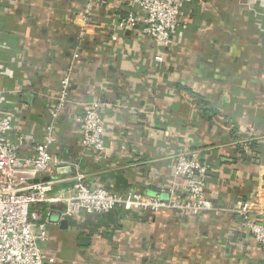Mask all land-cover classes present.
I'll return each mask as SVG.
<instances>
[{"label": "crops", "instance_id": "0c3cea01", "mask_svg": "<svg viewBox=\"0 0 264 264\" xmlns=\"http://www.w3.org/2000/svg\"><path fill=\"white\" fill-rule=\"evenodd\" d=\"M85 1L0 0L1 108L15 123L11 139L31 145L42 140L68 75V100L50 152L73 166L57 170V187L82 173L85 184L120 195L140 191L167 198L174 189L183 198L172 157L197 150L211 165L209 194L216 206L254 201L256 193L264 203V0L189 6L163 48L138 31L103 25L90 27L77 47ZM94 8L101 23L135 9L130 0H96ZM158 54L163 61H155ZM196 97L215 114L204 115ZM95 100L105 129L102 159L82 147L76 123ZM48 209L49 219L61 205L43 206L44 215ZM163 216L188 221L176 212L152 216L123 209L68 219L66 229L49 221L47 249L53 264H264V246L238 215L196 218L207 243L195 250L186 242L181 248L177 237L155 236L176 223ZM194 234L188 238H200ZM79 235L88 236L89 245H78ZM207 246L210 253L203 252Z\"/></svg>", "mask_w": 264, "mask_h": 264}, {"label": "built area", "instance_id": "2783aa9c", "mask_svg": "<svg viewBox=\"0 0 264 264\" xmlns=\"http://www.w3.org/2000/svg\"><path fill=\"white\" fill-rule=\"evenodd\" d=\"M95 1L86 0L80 12L79 40L85 38L90 27L96 29L103 25L114 31H138L149 37L156 47L163 48L170 44L172 29L178 24L181 13L203 0H130L135 9L125 17L107 23L94 19ZM111 38L116 40L117 35L114 33ZM78 55L75 52L73 58L77 59ZM154 59L161 62L163 56L158 54ZM69 85L66 75L61 79L58 95L49 109L42 140L35 145L11 139L15 123L3 112L0 94V264L55 262L54 255L47 249L50 209L46 215L42 210L43 206L52 204L61 205L59 220H80L83 214L107 213L115 209L152 216L164 211L196 218L210 212L238 215L255 243L264 246V203L259 194L255 195L256 201L216 206L209 194L208 164L200 159L197 150L179 151L172 157V176L183 188V198L177 196L174 189L169 190L167 198L140 191L120 195L102 186L85 184L82 173H76L68 178L66 185L57 187L61 181L57 170L73 166L50 152L56 141L58 120L68 100ZM76 123L81 131L82 147L102 159L106 153L105 129L97 100L85 106Z\"/></svg>", "mask_w": 264, "mask_h": 264}, {"label": "rangeland", "instance_id": "374dc122", "mask_svg": "<svg viewBox=\"0 0 264 264\" xmlns=\"http://www.w3.org/2000/svg\"><path fill=\"white\" fill-rule=\"evenodd\" d=\"M50 219H53V216L50 217ZM161 220H166L168 218H165L164 216L163 217H160ZM175 218L174 217H171L169 218L168 220H172L171 222H173ZM198 219H196V217H188V221H186L185 223H188V225H184L185 223H182L180 220H175V224H173V226L169 227V226H163L160 230V232L158 233H155V236H161V237H177V240L179 243L178 244H182L180 245L181 248H185L186 246H190L192 248V245H193V249H201V246L200 245H206L205 243L207 242H204L203 241V238L202 236L200 235V233L202 232V229H201V225L200 223L198 224ZM198 225V226H197ZM198 232V233H197ZM214 232V231H213ZM216 232V231H215ZM192 233H195L194 235L196 237H200V238H188V237H192ZM211 233V232H210ZM154 234V233H153ZM182 239V240H180ZM185 242L188 244V245H185ZM197 242V243H196ZM194 243H196L194 245ZM203 249V252L205 253H210L211 252V247L210 246H207L205 248H202ZM184 251V250H183ZM187 255H184L183 257H180L179 258V261L183 260V259H187L185 258ZM111 262V261H110ZM109 264V263H107ZM117 264H121V262H118L117 261Z\"/></svg>", "mask_w": 264, "mask_h": 264}, {"label": "trees", "instance_id": "16d2710c", "mask_svg": "<svg viewBox=\"0 0 264 264\" xmlns=\"http://www.w3.org/2000/svg\"><path fill=\"white\" fill-rule=\"evenodd\" d=\"M93 14H96V10H95V8L93 7ZM127 14H125V13H122L121 11H118L117 12V16L115 17V20H118V19H120V18H122V17H125ZM86 40V38L85 39H83L82 41H80L79 39H77V43H76V46L77 47H81L82 48V46H83V44H84V41ZM81 48H79V49H81ZM196 100H197V102H199L200 104H201V106H202V110H203V114L204 115H209V112H210V116H212V114H215V111H213V110H205V106H206V104H205V102L201 99V98H199V97H196ZM204 108V109H203ZM192 149H194V148H192ZM200 159L202 160V161H205L201 156H200ZM208 164V170L210 171V168H211V165L209 164V163H207ZM141 193H143V192H141ZM144 194V193H143ZM136 215H138L136 212H134ZM99 214H105V213H99ZM140 215V214H139ZM142 215V214H141ZM148 216V215H147ZM233 216H235V215H233Z\"/></svg>", "mask_w": 264, "mask_h": 264}, {"label": "water", "instance_id": "95a60500", "mask_svg": "<svg viewBox=\"0 0 264 264\" xmlns=\"http://www.w3.org/2000/svg\"><path fill=\"white\" fill-rule=\"evenodd\" d=\"M63 170H64V168H59L58 169V171H60V172L63 171ZM45 179H47V178H45ZM51 214L49 216L50 217L53 216V219H50V217H49V221H55V222H57L59 224V226H60L61 229H66L67 228L68 219L64 218V219H60L59 220V214L58 213H56V214L51 213ZM77 241H78V245H80V246H87V245H89V238H88V236L79 235L77 237Z\"/></svg>", "mask_w": 264, "mask_h": 264}]
</instances>
